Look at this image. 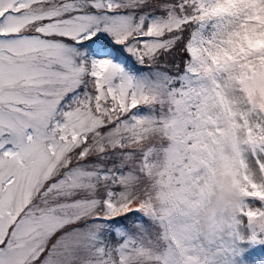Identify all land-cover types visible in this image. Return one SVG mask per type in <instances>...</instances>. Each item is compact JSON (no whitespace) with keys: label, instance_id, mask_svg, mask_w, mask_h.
Wrapping results in <instances>:
<instances>
[{"label":"snow or ice","instance_id":"1","mask_svg":"<svg viewBox=\"0 0 264 264\" xmlns=\"http://www.w3.org/2000/svg\"><path fill=\"white\" fill-rule=\"evenodd\" d=\"M0 264H264V0H0Z\"/></svg>","mask_w":264,"mask_h":264}]
</instances>
